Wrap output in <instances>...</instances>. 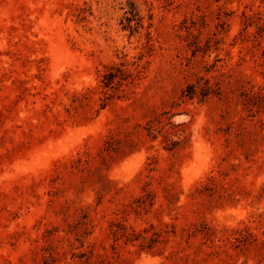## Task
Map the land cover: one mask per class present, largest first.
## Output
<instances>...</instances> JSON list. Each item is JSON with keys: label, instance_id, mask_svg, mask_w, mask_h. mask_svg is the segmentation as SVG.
<instances>
[{"label": "rangeland", "instance_id": "rangeland-1", "mask_svg": "<svg viewBox=\"0 0 264 264\" xmlns=\"http://www.w3.org/2000/svg\"><path fill=\"white\" fill-rule=\"evenodd\" d=\"M0 264H264V0H0Z\"/></svg>", "mask_w": 264, "mask_h": 264}, {"label": "trees", "instance_id": "trees-1", "mask_svg": "<svg viewBox=\"0 0 264 264\" xmlns=\"http://www.w3.org/2000/svg\"><path fill=\"white\" fill-rule=\"evenodd\" d=\"M129 14H131L132 17L138 15L134 4H131ZM127 21L131 22L129 18H127ZM128 77L129 75L123 69L111 67L106 71L103 83L105 87H112L115 82L122 83L123 81H127Z\"/></svg>", "mask_w": 264, "mask_h": 264}]
</instances>
